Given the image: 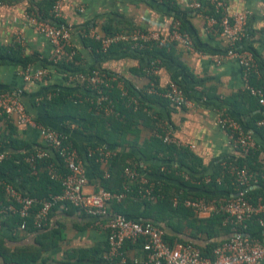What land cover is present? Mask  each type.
<instances>
[{
  "label": "trees",
  "instance_id": "trees-1",
  "mask_svg": "<svg viewBox=\"0 0 264 264\" xmlns=\"http://www.w3.org/2000/svg\"><path fill=\"white\" fill-rule=\"evenodd\" d=\"M53 2L54 0L46 2L39 9H34V4L30 3L28 12L55 26H65L64 21L53 20L50 17L49 11ZM0 3L12 4L13 2L0 0ZM160 3H163L167 10L173 13L171 17L180 23V32L188 35L193 49L198 52H209L200 47L199 42L195 40L190 31V27L176 14V7L171 1L163 0ZM196 12L202 13L204 17L216 16L211 5L204 6L202 11L196 10ZM105 32L108 35L117 31L106 28ZM246 33L249 39L251 33L248 27H246ZM248 39H244L239 46L250 50L256 62L257 73L250 75L249 83L258 88H264V62ZM82 42L94 54L97 59L96 64L86 67L82 63L75 66L72 62L62 61L57 65H53L49 59L26 56L21 46L10 44L0 45V66L25 69L35 62H39L42 68L54 69L55 73L59 75L63 73L66 75L73 73L87 75L92 70H100L114 76L116 82L112 84L110 89L106 90L113 101L114 113L109 116H104L102 112L97 111L94 103L88 101L94 99V95L85 83L71 85L66 82V77L61 78V82L53 86H47L45 83L48 79H46L43 83L38 84L39 90L36 93V97L40 96L42 100L27 103L25 99L21 98L22 103L32 119L45 127L47 126L38 117L35 118L30 114V110L34 109L35 114V108L38 106L43 110V114L47 119L62 120L60 129L47 128L61 132L66 137V143H70L72 147L76 148L84 163L92 170L93 181L97 184V188H104L115 193L123 192L125 183L123 171L126 167L133 166L150 182L155 183L156 201L149 202L141 199L137 193L136 185L131 184L132 191H125V198L111 203L112 211L109 210L110 213L119 214L135 221L150 222L158 226L164 231V241L170 246L175 244L173 242L174 237L172 238L167 233L165 227L178 232L187 227L191 229V240L179 238L177 243H191L201 250L203 256L212 258L213 249L225 240L221 239L220 236L228 238L230 228L222 224V216L199 218L189 209L183 207L181 202L186 198L200 196L212 198L234 194L232 180L228 174L222 171L221 162L225 160L232 161L240 166L246 165L250 171L260 174L264 172V162L260 159V150L257 149L246 157L235 154L234 156L222 158L212 163L210 167H206L187 147L173 143L167 144L157 135L150 137L141 144H138L136 139L131 141L128 136H136L137 125L140 122L149 125L159 134H162L163 127L169 128L163 120L160 109L169 107L170 103L162 95L147 93L151 85L160 93L163 92V89L159 87L158 75L148 74L147 70L152 67L160 70L166 63H173L178 66L181 70L182 79L172 80V82L182 89L188 100L205 107L211 105L217 109L228 106L241 116L240 125L245 129L256 132L257 137L261 140H264V131L258 128L256 123L264 118V109L246 90L243 95L239 94L244 104L247 105L242 111L235 104L232 105L231 101L233 99L219 101L218 98L209 95L206 91L198 95L186 82L187 79L195 83V77L175 56V46L178 44L176 42L164 45L150 43L147 48L141 51L131 49L127 43H118L110 47L106 53L100 51L99 44L96 42L87 39H83ZM222 52H224V49L217 51L216 54ZM117 53L121 55L132 54L137 59L138 69L135 74L143 79L144 85L141 89H137L120 76L101 67V63L115 57ZM78 58L79 56L76 57V59ZM123 92H125V95L122 94ZM48 93L52 94L49 99L46 97ZM129 96L136 99V107L131 104L128 105ZM203 96L205 99L202 98ZM229 117L232 118L230 115ZM72 124L76 126L73 129H71ZM17 129L18 127L7 116H0V153L6 154V157L0 162V201H5L4 184L11 185L21 194L38 200L48 197L50 194L61 193L60 183L53 180L46 170V166L51 164L58 170L60 175L67 174L68 171L60 156L51 151L49 158L35 159L34 164L27 163L25 159L32 156L36 149H41L42 145L19 138ZM79 137L82 138L81 141L78 140ZM256 144L258 145L257 141ZM97 147H102L104 150L113 153L105 166L97 163L95 157H87V150ZM132 147L136 148V151ZM105 173L108 174V177H105ZM183 174L188 179H185ZM221 175L222 182L218 185L216 179ZM205 177H209L210 181L205 183L203 181ZM245 197L251 202H255L259 197H264V180H260L258 187L249 188L245 192ZM174 199L178 200L177 203H174ZM0 218H3L4 224L9 230L13 232L19 230L22 221L18 217L0 216ZM26 230L33 237V241L29 244L17 245L11 248L0 239V258L4 264H45L47 258L43 254L57 246L62 238L60 233L57 234V230H50L46 226L40 230L35 229L32 218L27 220ZM246 232L258 239L264 237V228L258 224L256 219L248 222ZM198 234L204 237V246L195 241L203 238ZM87 253L88 251L85 250H77L68 256L70 260L77 261L81 256H86ZM128 262V264H133V262ZM63 264L71 263L66 262ZM110 264L115 263L111 262Z\"/></svg>",
  "mask_w": 264,
  "mask_h": 264
},
{
  "label": "built area",
  "instance_id": "built-area-1",
  "mask_svg": "<svg viewBox=\"0 0 264 264\" xmlns=\"http://www.w3.org/2000/svg\"><path fill=\"white\" fill-rule=\"evenodd\" d=\"M161 2L163 0H155ZM228 0H210L209 5L214 9L216 16H205L206 31L220 37L224 44V52L216 54L213 61L221 65L226 60H234L241 68L242 77L245 83V90L254 97L258 105L264 109V88H258L249 83L252 73H257L256 62L252 52L241 48L239 45L244 39H248L246 27L249 21L248 13H238L230 16ZM4 4L0 3V6ZM65 0H54L50 8V17L53 20H63ZM191 9L202 11L204 6L194 1L190 4ZM25 17L30 27L37 33L46 37L52 46L50 61L57 65L62 61L72 62L73 65H80L81 61L76 59L77 52L73 49L70 38L72 29L67 25L55 26L54 24L38 19L33 13L26 12ZM77 34L82 39L91 40L99 44L102 53L108 52L110 47L118 43H127L133 50L141 51L150 43L168 44L176 42L188 50L192 49V43L187 34L180 32V23L175 20L172 23L170 33L162 35L156 31L120 30L111 34H100L92 27L77 29ZM11 44L24 48L25 37L17 34ZM91 52L90 48H88ZM55 72L51 68H39L32 70L31 66L23 69L22 77L25 82L41 84ZM159 69L152 67L147 70L148 74L158 75ZM67 83L80 85L85 83L86 87L93 93L94 99L88 100L94 103L97 111L104 116L113 114V101L106 90L116 82L114 76L108 75L100 70H92L89 74L73 73L66 75ZM147 93L162 95L170 105L177 108H185L191 105L182 89L175 83H169L160 93L153 85ZM125 95V92L122 93ZM52 94H46L51 98ZM22 92H0V116H7L17 127H29L37 131L41 149L26 158L25 161L34 164L35 159H46L50 152H56L62 159L67 174L60 175L58 170L51 164L46 166L50 177L58 181L61 193L48 195L41 200L25 196L15 190L11 185L4 184L5 201H0V216H16L22 222L19 230L27 229V220L32 218L35 229H42L46 226L50 211L64 203L73 208L74 211L91 217L95 225L105 231L106 255L105 258L115 264H128L125 255L126 243H140L143 252L141 261H133V264H258L264 261V237L258 239L246 232L247 224L256 219L258 224L264 228V197H259L255 202L245 197V192L252 186H257L260 180H264V172L257 174L250 171L246 165H238L230 161H222V171L229 175L234 186L235 193L230 196L218 197H195L182 200L183 207L189 209L199 218H208L220 215L223 218L222 224L230 228V236L221 241L212 251V258L203 256L201 250L191 243H175L170 246L164 241V231L150 222L135 221L119 214L109 212V205L113 201H121L126 197L125 191H132L131 184L136 185L137 193L141 199L154 202L157 199L154 193L155 183L150 182L136 167H126L123 171L125 183L123 192L115 193L104 188H97L93 192H86L89 184L86 164L80 157L76 148L66 143V137L61 132L47 128L37 123L27 113L22 103ZM203 99L204 96L202 97ZM42 100L36 97L35 101ZM128 105L137 106L133 96H129ZM226 134L231 149L240 156L246 157L258 149L254 137L235 122L222 110L216 120ZM166 125V124H165ZM257 127L264 131V118L256 123ZM74 124L71 129L75 128ZM156 135L167 144H177L170 128L163 127L162 134ZM112 152L102 147L87 150V157H95V161L105 166ZM6 154L0 153V162ZM35 172V171H34ZM185 179L188 177L183 174ZM105 177L108 174L105 173ZM210 181L209 177L203 180ZM218 185L222 182V175L217 177ZM174 199V203H177Z\"/></svg>",
  "mask_w": 264,
  "mask_h": 264
},
{
  "label": "crops",
  "instance_id": "crops-1",
  "mask_svg": "<svg viewBox=\"0 0 264 264\" xmlns=\"http://www.w3.org/2000/svg\"><path fill=\"white\" fill-rule=\"evenodd\" d=\"M10 1L13 3L0 6V45H10L19 33L25 37L24 55L50 59L52 52L50 42L30 27L25 14L30 3L34 4V9H39L51 0ZM170 1L176 7V14L190 27L189 29L195 40L199 42L200 47L209 51L204 53L196 51L193 47V50H188L180 44L175 46V56L178 61L195 77V83L186 79L189 87L198 95L206 91L209 95L218 98L219 101L233 99L232 105L235 104L239 110H244L247 105L239 97V94L243 95L245 91L241 68L234 60H226L221 65L214 63L213 57L217 51L224 49L225 44L220 37L206 31V23L202 13L190 8V4L194 1L207 6L210 0ZM227 3L230 16L248 13L247 27L251 33L248 41L264 62V0H228ZM63 13L65 24L72 29L71 45L77 52L81 63L86 67L96 64L97 59L84 46L83 39L77 34V29L88 26L103 35L106 34V28H111L114 31L139 29L167 35L175 21L171 17L173 13L168 11L163 3L154 0H65ZM30 66L32 70L42 68L39 62ZM101 67L120 76L137 89H141L144 85L143 79L135 74L138 69V61L132 54L121 55L117 53L115 57L101 63ZM22 72L23 69L20 67L0 66V92L19 90L22 92V99H25L27 103L30 101L34 103L39 86L35 83L25 82ZM61 78V75L53 72L45 84L53 86L61 82ZM158 78L159 87L164 89L169 83H173L172 80L182 79L181 70L173 63H166L159 70ZM119 86L121 87V85ZM220 110H225L240 125L241 116L228 106L217 109L211 105L205 107L192 102L190 106L185 108L170 105L167 108H161L160 112L163 120L172 131L177 145L187 147L201 160L204 166L210 167L215 161L236 154L231 149L225 132L216 124ZM35 111L34 114V109L30 110L33 117H38L47 127L60 129L62 120L47 119L43 110L38 106ZM240 126L242 127V125ZM17 130L19 138L28 142L40 143L36 130L29 127H18ZM243 130L253 135L257 141L260 159L264 162V140L258 138L257 133L251 129L243 128ZM135 135L128 137L131 141L136 139L137 143L141 144L150 137L156 136V131L149 125L140 122L137 125ZM79 138L78 140L81 141L82 138ZM133 150L136 151V148ZM86 171L89 184L85 191L93 192L98 186L93 181L94 175L87 165ZM109 210L112 211V204ZM46 227L50 230H57V234L60 233L62 238L57 246L43 254L47 258L45 264H63L66 262L71 264L111 263L105 258L107 249L105 231L95 225L93 218L78 213L67 204L62 203L50 211ZM165 230L172 238L174 237V243H177L179 238L191 240V229L187 227L181 232L168 227H165ZM198 235L203 237L201 234ZM220 237L221 239L227 238L222 235ZM0 239L11 248L17 245L23 246L33 241V237L28 234L27 230H18L17 232L9 230L5 226L3 218H0ZM195 241L201 246L205 244L204 237ZM124 249L130 263L143 259L140 243H126ZM77 250H85L88 253L86 256H81L77 261L70 260L68 255ZM0 264H4L1 258ZM258 264H264V261Z\"/></svg>",
  "mask_w": 264,
  "mask_h": 264
},
{
  "label": "water",
  "instance_id": "water-1",
  "mask_svg": "<svg viewBox=\"0 0 264 264\" xmlns=\"http://www.w3.org/2000/svg\"><path fill=\"white\" fill-rule=\"evenodd\" d=\"M256 187H258V185L257 186H254V187H251V188H256Z\"/></svg>",
  "mask_w": 264,
  "mask_h": 264
}]
</instances>
